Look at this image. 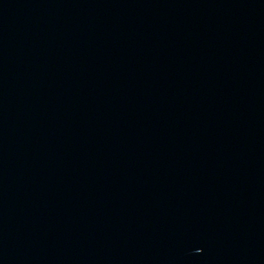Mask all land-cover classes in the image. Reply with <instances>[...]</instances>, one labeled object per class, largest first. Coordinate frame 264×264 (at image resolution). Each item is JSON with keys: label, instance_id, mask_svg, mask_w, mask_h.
<instances>
[{"label": "water", "instance_id": "1", "mask_svg": "<svg viewBox=\"0 0 264 264\" xmlns=\"http://www.w3.org/2000/svg\"><path fill=\"white\" fill-rule=\"evenodd\" d=\"M0 264H264V0H0Z\"/></svg>", "mask_w": 264, "mask_h": 264}]
</instances>
